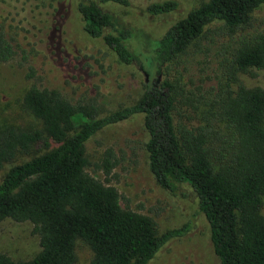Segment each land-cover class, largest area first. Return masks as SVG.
Instances as JSON below:
<instances>
[{
  "label": "trees",
  "instance_id": "16d2710c",
  "mask_svg": "<svg viewBox=\"0 0 264 264\" xmlns=\"http://www.w3.org/2000/svg\"><path fill=\"white\" fill-rule=\"evenodd\" d=\"M6 1L19 8V0ZM134 1L77 3L84 31L101 38L127 67L135 59L126 43L132 30L118 26L103 2ZM197 1L155 39L142 94L133 103L103 115L97 94L72 101L36 80L25 88L21 106L40 125L0 129V170L11 163L0 179V228L6 218L30 221L40 249L27 260L0 252V264H75L77 240L89 246V264H149L180 235L182 229L160 232L152 216L133 210L115 186L87 171L86 142L135 114L142 115L143 149L155 181L171 192L181 185L194 193L219 264H264V88L240 79L264 69V28L250 31L264 0ZM144 2L155 15L178 6L177 0ZM212 23L227 39L215 83L186 90L172 65ZM23 52L0 30V63L18 54L26 59ZM26 76L36 77L29 63ZM24 155L29 158L14 163ZM120 157L106 147L92 165L108 176Z\"/></svg>",
  "mask_w": 264,
  "mask_h": 264
},
{
  "label": "rangeland",
  "instance_id": "374dc122",
  "mask_svg": "<svg viewBox=\"0 0 264 264\" xmlns=\"http://www.w3.org/2000/svg\"><path fill=\"white\" fill-rule=\"evenodd\" d=\"M78 1L19 0L16 9L10 2L0 0V30L26 55V59L18 54L15 60L0 63V129L8 125L22 128L40 125L21 106L20 97L33 80L41 86L58 88L72 101L97 94L103 115L120 105L133 103L142 94L145 76L142 70L149 69L146 57L155 47V39L199 3L177 0L175 10L155 15L146 10V0H136L128 6L103 2L118 26L132 30V38L126 43L135 59L133 66L127 67L119 63L101 38L84 31ZM253 17L254 29L250 31L263 29L264 5ZM226 40L217 23L209 24L197 43L172 65V73L181 79L180 84L186 90L215 83L221 47ZM28 63L35 68L36 77L26 76ZM240 79L247 86L264 88V69L258 70L255 77L240 74ZM146 136L141 114L103 128L86 142L89 162L99 161L106 147L122 157L108 176L92 164L87 171L115 186L133 210L152 216L160 232L182 229L149 264H219L209 240L208 224L198 212L194 193L181 185L171 192L155 181L143 149ZM28 158L29 155L19 156L14 163ZM10 165L0 170V179ZM39 249L38 236L30 221L6 218L1 222L0 252L15 260H27ZM75 254V264H89L92 257L89 246L81 240L75 243Z\"/></svg>",
  "mask_w": 264,
  "mask_h": 264
}]
</instances>
